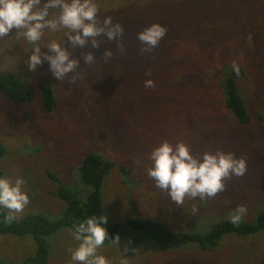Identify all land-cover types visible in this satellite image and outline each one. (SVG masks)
<instances>
[{"label": "rangeland", "instance_id": "1", "mask_svg": "<svg viewBox=\"0 0 264 264\" xmlns=\"http://www.w3.org/2000/svg\"><path fill=\"white\" fill-rule=\"evenodd\" d=\"M96 2L99 18L120 22L123 36L119 43L101 37L98 49L69 47L80 60L75 83H67L70 77L57 80L47 61L29 71L25 49L31 45L19 32L0 39V73L30 80L35 92L29 103L0 93V143L6 148L0 170L13 182L23 177L30 197L17 218L28 213L59 218L65 208L56 195L59 187L76 191L84 201L90 188L80 181L77 167L93 151L115 164L101 188L108 224L150 218L174 231L206 234L241 204L247 209L244 221L254 222L264 209V0ZM154 22L165 25L167 34L155 48L142 51L137 33ZM66 31L46 30L41 43L59 40L67 46ZM105 48L113 52L109 59ZM89 51L96 56L91 65L83 60ZM234 64L245 69L238 84L249 105L248 124L224 106L220 84ZM149 70L155 87L146 89ZM46 83L56 93L52 112H44L41 103ZM163 140L184 142L197 156L232 152L247 161V172L226 179L225 190L214 198L186 197L176 205L147 175L149 152ZM73 233L62 227L47 237L46 264H73L70 250L79 244ZM35 252L31 234L0 233V264H24ZM98 254L109 264H264V232L225 233L209 249L193 241L170 248L124 237L105 242Z\"/></svg>", "mask_w": 264, "mask_h": 264}, {"label": "clouds", "instance_id": "2", "mask_svg": "<svg viewBox=\"0 0 264 264\" xmlns=\"http://www.w3.org/2000/svg\"><path fill=\"white\" fill-rule=\"evenodd\" d=\"M99 5L96 0H0V39L11 33L19 32L31 45L27 67L35 72L45 61L52 75L59 81L67 79L68 84L75 83L80 60L73 57L69 47L93 49L101 47V37L119 43L124 28L120 22H114L111 16L99 18ZM64 33L67 46L59 40L42 44L45 31ZM167 27L154 22L137 33V39L145 45L142 51L155 48L166 36ZM113 52L105 48L103 56L111 58ZM84 63L93 64L96 56L92 51L83 55ZM233 69L239 75V65ZM144 81L146 89L154 88L155 81L149 70ZM149 158L152 166L147 175L155 186L167 192L176 205H183L185 198H214L226 188L225 180L243 177L247 172V161L236 157L232 152L217 150L205 151L194 155L184 142L175 145L167 140L151 148ZM24 179L17 177L13 182L6 176H0V209H7L4 220L14 221L17 213L23 212L30 203L29 194L23 190ZM245 206L238 205L228 217L233 226H239L246 216ZM107 216H90L79 223L74 230V239L78 246L70 250L73 264H109L107 257L98 254L109 233L106 228ZM119 238L116 237L118 243Z\"/></svg>", "mask_w": 264, "mask_h": 264}, {"label": "trees", "instance_id": "3", "mask_svg": "<svg viewBox=\"0 0 264 264\" xmlns=\"http://www.w3.org/2000/svg\"><path fill=\"white\" fill-rule=\"evenodd\" d=\"M223 55L225 52L223 51ZM224 58L222 57V60ZM237 75L233 67L223 79L220 87L224 96V106L231 111L235 118L243 124L250 123L249 105L241 93L239 80L244 77L245 69L239 65ZM179 76V77H178ZM181 76L175 77V82ZM32 82L15 72L0 73V93L16 103H29L35 97ZM41 103L44 112H52L57 105L55 89L49 83L40 88ZM262 119V117H261ZM6 148L0 143V159L5 155ZM77 167L80 181L90 188L87 198L82 201L76 191L64 187L57 188L56 195L65 203V208L59 218L51 219L44 213H28L23 218H16L11 223L4 220L7 212L0 209V233L13 235L31 234L36 243V252L33 257L25 260L24 264H46L48 259L47 237L62 227H75L90 216L106 215L102 204L101 188L103 181L114 167V162L97 152L86 153ZM125 173V169H121ZM0 176L2 171L0 170ZM109 238L105 242L118 238H130L133 243H156L162 247L176 248L188 241H193L201 249H209L217 245L220 237L229 232L238 234L264 232V209L257 213L254 222L242 221L239 226H233L228 219L217 223L206 233H192L174 231L167 225L150 218L129 217L120 222L106 225ZM264 260V257H263Z\"/></svg>", "mask_w": 264, "mask_h": 264}]
</instances>
